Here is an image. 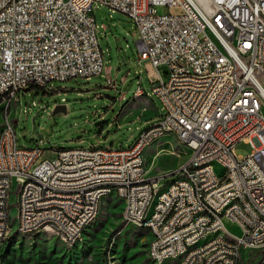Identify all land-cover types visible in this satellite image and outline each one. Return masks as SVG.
Masks as SVG:
<instances>
[{
	"label": "built area",
	"instance_id": "2783aa9c",
	"mask_svg": "<svg viewBox=\"0 0 264 264\" xmlns=\"http://www.w3.org/2000/svg\"><path fill=\"white\" fill-rule=\"evenodd\" d=\"M94 3L132 22L138 62H148L163 113L127 147L58 148L54 159L37 162L44 139L19 144L10 117L14 99L53 81L101 75ZM142 94L137 87L134 95ZM0 106V246L23 230L70 247L102 194H113L126 205L125 222L152 234V264L198 241L208 243L201 253L209 254L207 264H251L246 250L258 256L252 264H264V0H0ZM167 132L180 134L190 156L160 189L159 177L147 175L144 152ZM239 142L251 151L236 155ZM234 205L243 213H234ZM225 220L240 234L228 231ZM221 235L239 239L240 248L223 245Z\"/></svg>",
	"mask_w": 264,
	"mask_h": 264
},
{
	"label": "rangeland",
	"instance_id": "374dc122",
	"mask_svg": "<svg viewBox=\"0 0 264 264\" xmlns=\"http://www.w3.org/2000/svg\"><path fill=\"white\" fill-rule=\"evenodd\" d=\"M163 11L158 8L159 13ZM169 12L176 14L180 9L172 8ZM92 13L103 58L101 75L53 81L45 88L25 90L14 99L10 117L15 120L19 144L31 147L36 140L44 139L39 145L43 153L37 162L54 159L58 148L92 143L127 147L147 121L163 113L161 101L151 92L148 62H138L132 22L124 14L98 3L92 5ZM107 78L116 87L108 85ZM137 87L145 94L135 96ZM57 104L64 105V109L53 112ZM1 120L0 112V124ZM251 149L248 142H239L234 153L243 156ZM189 156L190 151L177 137L165 135L145 151L147 175L159 177L157 185L162 189L177 176ZM213 170L218 175L224 171L218 163L213 164ZM14 191L15 184L8 201L12 219L17 212ZM224 224L231 233L240 234L235 223L225 220ZM16 233L8 246V255L2 257L7 248L0 247V264H152L147 255L151 236L145 229L125 222V206L115 195L101 200L95 220L72 247L55 237ZM243 257L251 264L258 261L253 250L244 251Z\"/></svg>",
	"mask_w": 264,
	"mask_h": 264
},
{
	"label": "bare ground",
	"instance_id": "6f19581e",
	"mask_svg": "<svg viewBox=\"0 0 264 264\" xmlns=\"http://www.w3.org/2000/svg\"><path fill=\"white\" fill-rule=\"evenodd\" d=\"M159 100L161 101V104H162V99H159ZM168 134H172L176 136L178 140L180 141V134L174 133V132L165 133V135H168ZM182 144L184 145V147L188 149V143H182ZM110 195H113V194H102V199ZM115 196H117L122 201L121 195H115ZM102 199H100L98 204L95 206V214L92 215L91 217L81 220V231L79 233V239H73L71 241L70 247H72L74 244H76L77 242L81 240L82 235L84 234L83 232L85 228L95 220L98 209H99V205ZM124 206H125V218H126V205ZM149 209H156V202H149ZM234 213H243V206L234 205ZM223 215H230V208H223ZM145 219H152V212H145ZM15 232H17L16 234L18 235L31 236V232L29 231L15 230V231H12L10 235L5 237L4 244L7 242V240L11 236L14 235ZM149 235L151 236V241H150L148 251H150L153 246L152 234L149 233ZM221 243L223 245H226L227 247L240 248V240L230 235H221ZM207 251H208V243L206 241L194 242L193 244H190L187 247H183L181 249V255H176L175 257H166L165 262H160L159 264H207L209 262V254H201ZM196 255H200L196 257V262H185V257L196 256Z\"/></svg>",
	"mask_w": 264,
	"mask_h": 264
},
{
	"label": "trees",
	"instance_id": "16d2710c",
	"mask_svg": "<svg viewBox=\"0 0 264 264\" xmlns=\"http://www.w3.org/2000/svg\"><path fill=\"white\" fill-rule=\"evenodd\" d=\"M13 236H14V235H13ZM13 236H11L3 246H0V247H6V248H7L4 252H2V254H1L2 257L8 255V253H9V252H8V246L10 245V243H11V241H12V239H13Z\"/></svg>",
	"mask_w": 264,
	"mask_h": 264
},
{
	"label": "water",
	"instance_id": "95a60500",
	"mask_svg": "<svg viewBox=\"0 0 264 264\" xmlns=\"http://www.w3.org/2000/svg\"><path fill=\"white\" fill-rule=\"evenodd\" d=\"M64 109V105L62 104H57L54 108H53V112H58L60 110Z\"/></svg>",
	"mask_w": 264,
	"mask_h": 264
},
{
	"label": "crops",
	"instance_id": "0c3cea01",
	"mask_svg": "<svg viewBox=\"0 0 264 264\" xmlns=\"http://www.w3.org/2000/svg\"><path fill=\"white\" fill-rule=\"evenodd\" d=\"M168 136H172V134H168ZM174 136V135H173ZM176 137V136H175ZM147 149V148H146ZM146 151V150H145ZM144 154H145V152H144ZM148 176H150V175H148ZM149 238H150V235H149ZM150 241V240H149Z\"/></svg>",
	"mask_w": 264,
	"mask_h": 264
}]
</instances>
